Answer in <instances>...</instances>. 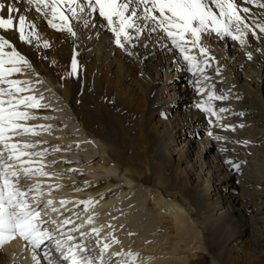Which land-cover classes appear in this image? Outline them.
<instances>
[{
	"label": "bare ground",
	"instance_id": "1",
	"mask_svg": "<svg viewBox=\"0 0 264 264\" xmlns=\"http://www.w3.org/2000/svg\"><path fill=\"white\" fill-rule=\"evenodd\" d=\"M0 2L14 3L20 11L13 15L34 22L41 37L29 44L0 29L31 65L10 79L27 81L21 86L30 91L19 95L41 105L20 109L36 117L19 121L36 134L10 142L43 153L22 159L49 175L22 176L19 187L40 185L28 198L36 208L38 196L43 219L56 221L44 225L48 231L62 241L75 237L70 243L85 245L82 255L94 264H264V33H249L244 45L205 37L207 57L192 54L207 65L194 75L171 40L151 31L152 21H138L143 31L132 29L121 49L107 21L88 8L72 20L73 37L21 0ZM245 6L252 9L245 16L264 12ZM215 89L227 97L212 102L228 110L219 120L197 107ZM65 220L72 223L55 232ZM33 251L16 236L0 248V264H36ZM35 251L40 264H47L44 252L70 264L54 241Z\"/></svg>",
	"mask_w": 264,
	"mask_h": 264
},
{
	"label": "snow or ice",
	"instance_id": "2",
	"mask_svg": "<svg viewBox=\"0 0 264 264\" xmlns=\"http://www.w3.org/2000/svg\"><path fill=\"white\" fill-rule=\"evenodd\" d=\"M21 2L30 6L29 11L34 8L36 13L47 20L49 26L58 31H66L73 37L77 33L73 30L72 20L80 19L78 11L82 13L85 8H88L92 13H98L107 21L114 34L115 43L121 49L125 48L123 41L131 42L132 29H135L138 34L143 31L138 21H152L155 27L151 28V31L159 30L171 40L172 44L183 54V59L188 62L189 70L194 75L197 72L203 73L204 66L207 65V58L202 66L197 56L192 54V50L196 49L201 56L207 57L209 47L202 43L205 37L219 39L229 37L244 45L247 43L245 37L249 33L256 39H260V36L256 34L257 29L260 33H264V12L250 16L241 14L252 13V9L245 5H255L264 9V0H21ZM5 11L6 16L0 14V29L15 32L20 40L29 44L33 39L37 41L41 39L35 31L34 22L29 21L23 14L13 15L20 11L14 3H9L6 7L5 3L0 2V13ZM68 13L71 14V19ZM257 16L259 19L256 18ZM84 24L87 26V20H84ZM49 46L48 42H44V47ZM6 48L11 51H5ZM248 58H252L251 53L248 54ZM21 65L31 67L28 60L15 49L10 40L0 35V85H7V87L0 86V145L3 147L0 151V248L19 236L32 246L33 260L36 264H40V258L35 250L41 249V245L46 241H54L55 248L61 254L60 259L63 261H70V264H94L93 257L82 255L89 251L85 245L70 243L75 240V237L67 235L62 241L44 227L46 224H56V221L43 219L42 210H38V196L32 198L37 204L36 208L32 207L28 198L31 191L39 194L40 185H33L26 191L19 187L22 176L28 178L33 172L44 176L49 175L43 172L42 168L25 167L34 161L22 159L25 156L43 155V153L34 154L22 151V148H30L33 145L10 142L16 134H36L34 128L19 123L21 120L36 118L27 111H21V107H41L35 96L19 95L26 90L30 91L27 87L21 86L27 85V81L10 79L13 74L23 71ZM76 68V61L73 60L71 65L73 73L76 72ZM197 83L200 82L197 81ZM204 91L203 87L199 88L200 93ZM226 98L217 95L214 91H209L206 101L198 104L197 107L216 116L219 120L221 119L219 113L228 110L225 108L216 110L212 102ZM20 129L23 131L18 132ZM10 161L16 163H10ZM64 203L65 201H61L62 205ZM52 204L53 201H48L46 207H51ZM51 210L52 212L58 211L54 207ZM87 222L92 223V219L89 218ZM68 223L72 221H63L56 226L54 231L60 232L62 226ZM92 232L99 236L100 229L93 228ZM81 235L88 234L81 233ZM113 240L115 243H120L115 238ZM109 248L110 244L104 243L102 251L107 252ZM43 255L47 264H58L57 260L51 257L50 252H44ZM114 255L120 256L121 253H114ZM125 255H131L133 259H136L134 254Z\"/></svg>",
	"mask_w": 264,
	"mask_h": 264
},
{
	"label": "rangeland",
	"instance_id": "3",
	"mask_svg": "<svg viewBox=\"0 0 264 264\" xmlns=\"http://www.w3.org/2000/svg\"><path fill=\"white\" fill-rule=\"evenodd\" d=\"M214 92H215L216 94H219V90H218V89H215Z\"/></svg>",
	"mask_w": 264,
	"mask_h": 264
}]
</instances>
